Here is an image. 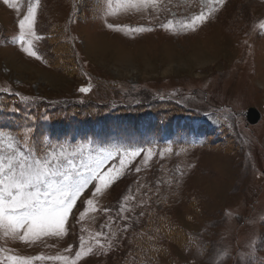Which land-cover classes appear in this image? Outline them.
Segmentation results:
<instances>
[{
    "label": "rangeland",
    "instance_id": "1",
    "mask_svg": "<svg viewBox=\"0 0 264 264\" xmlns=\"http://www.w3.org/2000/svg\"><path fill=\"white\" fill-rule=\"evenodd\" d=\"M14 2L18 12L0 0V96L13 93L49 104L107 103L115 110L101 118L134 120L140 130L150 124L137 123L119 106L130 112L148 106L150 120L146 119L152 123L154 108L163 106L150 101L171 100L174 109L183 111L171 115L175 123L189 127L179 134L162 132L167 136L162 142L157 141V130L141 134L121 128L111 136L99 129L77 141L48 134L38 138L37 142L70 149L84 145L93 153L100 148H151L154 155L147 161L146 152L135 157L98 195V207L109 213L89 212L80 219L83 201L91 196L90 185L84 199L77 201L76 217L73 212L69 216L66 235L25 243L0 234V247L5 249L0 258L74 256L81 236L86 245L93 243L96 232L109 234L108 224L118 233V242L106 254L89 255L77 264H258L264 259V0H225L223 5L215 0H162L158 8L141 12L117 8L107 22L123 26V31L106 27L101 10L106 0H40L35 31L43 39L33 41L40 59L25 54L18 43V19L34 0ZM112 4L115 8L117 0ZM202 10L209 15L205 23L198 22L195 31L181 28ZM168 20L173 21L169 29L160 27ZM140 26L153 30L128 31ZM46 54L61 59L47 64ZM89 86L88 93L79 91ZM135 103L138 106H132ZM252 106L261 116L250 124L244 113ZM199 124L207 130L196 132ZM133 133L141 137L133 139ZM168 147L171 152L164 151ZM118 166L119 159L109 160L104 171ZM131 195L137 204L146 203L124 221L117 213L123 198ZM141 211L146 213L143 217ZM161 215L164 222L158 226ZM125 223L130 226L127 232L121 231ZM140 233L154 259L143 255L140 240L136 243ZM149 235L155 240L149 241ZM69 246L72 252H64ZM136 247L140 255L132 253Z\"/></svg>",
    "mask_w": 264,
    "mask_h": 264
},
{
    "label": "snow or ice",
    "instance_id": "2",
    "mask_svg": "<svg viewBox=\"0 0 264 264\" xmlns=\"http://www.w3.org/2000/svg\"><path fill=\"white\" fill-rule=\"evenodd\" d=\"M161 2L162 0H117V6L114 8L112 0H106L101 10L108 29L116 28L123 31V26L107 22V17L115 14L117 8L125 13L141 12L149 8L156 9ZM215 2L223 5L225 0H215ZM3 4L19 11L14 0H3ZM39 6L40 0L30 2L26 14L18 19V43L21 45V50L36 59H40V56L34 50L33 41L43 39L35 31ZM208 19L209 15L202 10L199 14L192 15L188 22L182 23L181 28L195 31L198 22L203 24ZM172 24L173 21L168 20L160 27L169 29ZM261 27L264 28V24H261ZM152 30L143 26L128 29L137 33ZM90 90V86L79 89L82 93H88ZM21 99L27 101L30 98L22 96ZM31 141L32 138L27 132L22 136H16L12 134V130L5 132L0 129V234L7 239H19L25 243H35L43 237L61 238L66 235L69 216L90 185L92 186L91 196L83 201L85 207L80 212V219L89 212L109 213L110 209L98 207V195L104 194L135 157L146 152L144 158L147 161L154 155L151 148L147 150L100 148L93 153L90 150L86 151L84 145L70 149L64 145H45L42 142L33 144ZM164 151L171 152L172 148L168 147ZM160 155L163 156V152ZM114 159H119V166L109 167L107 171H104L105 164ZM136 171L139 172L140 168L137 167ZM179 175L182 177L183 171H179ZM176 182L179 183V180L176 179ZM123 199L124 203L117 216L124 221L132 219L130 215H127L128 213H134L137 206L144 207L146 203L140 200L137 204L135 195L125 196ZM145 214L141 211L139 217ZM109 219L112 218L109 217ZM105 227H109V234L105 236L103 232H96L91 237L93 243L86 245L84 237L81 236L79 249L75 251L74 256L8 255L6 258H0V264H4L5 259L7 264H33L34 261L45 260L58 261L60 264H77L89 255L106 254L118 242L119 237L117 232L111 231L110 225L106 224ZM129 227L125 223L121 231L127 232ZM156 231L159 232L160 229L157 228ZM147 239L154 241L155 236L149 235ZM4 251L5 249L0 247V253ZM64 252L71 253L72 247L64 249Z\"/></svg>",
    "mask_w": 264,
    "mask_h": 264
},
{
    "label": "trees",
    "instance_id": "3",
    "mask_svg": "<svg viewBox=\"0 0 264 264\" xmlns=\"http://www.w3.org/2000/svg\"><path fill=\"white\" fill-rule=\"evenodd\" d=\"M51 37L47 38V40L51 39ZM51 48L52 50L54 49V47ZM44 57L47 59V64L54 65H56L60 61L59 59H61L55 55L47 56V54ZM170 107L173 108V105L167 104L163 106V108L156 106L154 110L156 113L160 114V112H162L163 115L166 116ZM111 109L112 107L106 103H97L91 100L77 103L67 102L49 104L41 99H29L24 101L13 93L2 94V96H0V129L7 131L12 130V133L17 136H22L27 132L29 137L32 138L31 142L35 144L37 143V139L43 135L48 134L53 136L57 131L70 134L74 129H81L86 126L88 128L89 125H93L95 122H100L101 124L105 121V119L101 117L106 116L107 113H111ZM180 109L182 108L178 107L176 112H183ZM65 129L68 131H65ZM44 144L46 145V143ZM162 217L158 219V226L164 222ZM159 229V232L163 230V228ZM176 233L178 234V232ZM139 240L142 243L139 242L138 246L141 247L143 244V255L151 256L154 259L155 257L152 254L147 253L145 247L147 242L145 239H142L141 233L139 237L135 238L136 243ZM140 249L141 248L137 247L133 248L132 253L136 252L140 255ZM110 264H112V262ZM119 264L122 263L119 262ZM151 264H157V262L153 261Z\"/></svg>",
    "mask_w": 264,
    "mask_h": 264
},
{
    "label": "water",
    "instance_id": "4",
    "mask_svg": "<svg viewBox=\"0 0 264 264\" xmlns=\"http://www.w3.org/2000/svg\"><path fill=\"white\" fill-rule=\"evenodd\" d=\"M249 120L251 121V122H255V121H257V119L259 118V113L255 110V109H253V108H250L249 109Z\"/></svg>",
    "mask_w": 264,
    "mask_h": 264
}]
</instances>
